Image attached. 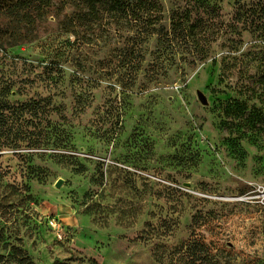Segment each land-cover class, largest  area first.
<instances>
[{"label": "rangeland", "instance_id": "1", "mask_svg": "<svg viewBox=\"0 0 264 264\" xmlns=\"http://www.w3.org/2000/svg\"><path fill=\"white\" fill-rule=\"evenodd\" d=\"M15 2L0 104L42 100L49 139L0 150V264H175L196 235L177 264H264V47L236 18L264 0Z\"/></svg>", "mask_w": 264, "mask_h": 264}, {"label": "trees", "instance_id": "2", "mask_svg": "<svg viewBox=\"0 0 264 264\" xmlns=\"http://www.w3.org/2000/svg\"><path fill=\"white\" fill-rule=\"evenodd\" d=\"M55 0H16V2L4 13L7 17L13 19L16 23H22L24 19L28 23L34 24L41 21L45 15L49 14L47 7L53 5ZM77 1V0H75ZM240 9L236 12L237 21H243L248 27L259 33L258 48L264 47V6H239ZM157 16L153 17L151 23L154 25L160 22ZM173 32L185 31L186 23L184 18L174 16L171 20ZM154 31L160 29L153 28ZM179 31V32H180ZM179 34V33H178ZM180 35V34H179ZM261 52L264 49H260ZM264 63V53L260 57ZM258 58V59H260ZM264 73V67L262 68ZM259 82L264 83V74L258 79ZM50 108L42 103V100H33L17 105L9 102L0 104V150L4 148L17 149L21 146V141L29 139L32 145L42 143L49 139L45 133H42V125L44 115ZM39 130L36 136L32 139L31 134H35V130ZM33 134V135H34ZM198 223V222H196ZM199 246L205 256L209 255V246L203 238H195L184 242L182 245L176 247L173 251L171 260L177 264L182 259L183 253H187L188 248ZM186 249V250H185ZM185 250V251H184Z\"/></svg>", "mask_w": 264, "mask_h": 264}, {"label": "water", "instance_id": "3", "mask_svg": "<svg viewBox=\"0 0 264 264\" xmlns=\"http://www.w3.org/2000/svg\"><path fill=\"white\" fill-rule=\"evenodd\" d=\"M198 96H199V99L201 100L202 103H204V104L209 103V101H208V99H207V97L203 91H199ZM62 183H63V180H59L57 183V186L60 187L62 185Z\"/></svg>", "mask_w": 264, "mask_h": 264}, {"label": "built area", "instance_id": "4", "mask_svg": "<svg viewBox=\"0 0 264 264\" xmlns=\"http://www.w3.org/2000/svg\"><path fill=\"white\" fill-rule=\"evenodd\" d=\"M60 237H62V236L60 235Z\"/></svg>", "mask_w": 264, "mask_h": 264}]
</instances>
